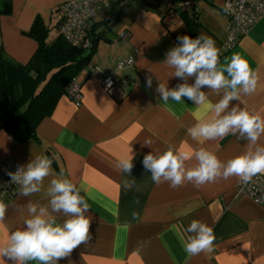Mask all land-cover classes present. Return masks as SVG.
Masks as SVG:
<instances>
[{
    "label": "crops",
    "instance_id": "1",
    "mask_svg": "<svg viewBox=\"0 0 264 264\" xmlns=\"http://www.w3.org/2000/svg\"><path fill=\"white\" fill-rule=\"evenodd\" d=\"M69 1L0 0V45L5 54L26 65L38 48L26 36L34 21L42 20L51 43L59 35V8ZM225 3L200 0L188 11L195 9L197 13L196 36L211 37L219 54L227 39ZM5 6L9 14L3 13ZM120 8L114 25L97 30L101 38L96 52L75 79L82 89L81 105L76 106L67 95L62 97L52 115L38 127V141L16 143L0 130V161H15L21 166L37 154L46 155L52 160L53 175L44 179L43 189L53 178H68L91 195L87 215L92 220V239L59 264H264V208L249 198L238 197L239 177H221L199 187L186 182L172 188L169 182L154 184L151 173L144 169V155L162 153L169 145L177 150L206 148L227 162L243 154L247 141L231 134L211 141L193 140L188 134L194 124L216 118L211 105L222 98L223 90L217 94L202 89L208 104L199 107L187 100L164 103L156 93L157 78L168 80L170 88L183 82L171 77L172 70L163 61L166 52L177 45V36L194 38L178 3L127 0ZM105 18L102 15L99 23ZM125 32L130 38L121 41L119 37ZM236 53L248 61L260 80L256 92L231 104L264 115V19L224 54L221 63ZM136 55L133 69L116 71L117 64ZM96 68L103 76L116 77L111 92L99 79L91 78ZM149 77L151 88L146 86ZM187 83H194V77ZM260 142L264 143V138ZM129 153L134 156V167L126 177L115 162ZM194 164L193 160L189 166ZM125 179L135 180L132 189L124 190ZM43 189L27 197L19 192L8 203L0 220V244L6 242L10 230L21 226L30 201L47 204ZM57 218L62 221L65 217L57 214ZM192 220L204 222L213 230L212 251L196 255L184 251L181 238L187 241L192 235L186 231Z\"/></svg>",
    "mask_w": 264,
    "mask_h": 264
},
{
    "label": "clouds",
    "instance_id": "2",
    "mask_svg": "<svg viewBox=\"0 0 264 264\" xmlns=\"http://www.w3.org/2000/svg\"><path fill=\"white\" fill-rule=\"evenodd\" d=\"M229 8L226 0L224 11ZM177 41V45L166 52L163 63L172 70L171 77L183 82L170 88L168 80L161 82L157 78L155 91L160 101L181 103L187 100L197 107L205 106L208 95L202 89L207 88L217 94L223 90L222 98L211 105L216 118L211 122L194 124L188 129V134L193 140L203 138L205 141L231 134L246 140L247 144L243 154L227 162L219 160L206 148L177 150L169 145L162 153L154 155L151 151L144 155L143 167L151 173L154 184L169 182L172 188L186 182L199 187L217 178L231 176H237L247 184L253 176L264 173V143L260 142L264 138V115L231 102H239L242 96L256 92L260 78L238 53L221 63L219 50L209 36L200 34L193 38L182 35L177 36ZM191 77H194V83L189 84L187 80ZM152 83V78H147L148 88ZM133 160L134 156L129 153L118 159L115 167L129 177L134 167ZM193 160L195 164L189 166ZM51 165L52 160L48 156L37 154L26 165L18 166L15 172H8L10 183L18 185L20 195L25 197L41 192L44 179L53 175ZM134 185V179H125L122 186L127 191ZM43 190L47 204L30 201L26 205L21 226L10 230L6 242L0 244V264H59L74 249L92 239V220L87 215L91 210L89 200L92 197L88 191L68 178H53ZM6 208L7 205L0 202V220ZM57 214L65 218L61 221ZM132 215L134 219L137 216L135 212ZM186 231L192 234L187 241L181 238L186 253L196 255L213 250L215 236L206 223L192 220Z\"/></svg>",
    "mask_w": 264,
    "mask_h": 264
},
{
    "label": "trees",
    "instance_id": "3",
    "mask_svg": "<svg viewBox=\"0 0 264 264\" xmlns=\"http://www.w3.org/2000/svg\"><path fill=\"white\" fill-rule=\"evenodd\" d=\"M119 0L104 16L102 23L92 30V47L88 50L75 48L57 35L48 43L49 30L40 18L32 25L27 37L33 39L38 48L26 64L22 65L5 54L0 45V130L7 133L16 143L38 141L37 129L44 119L51 116L69 86L92 60L102 26L114 25L121 12ZM182 3L186 0H168ZM193 4L200 0H188ZM186 23L196 37L197 13L195 9L183 12Z\"/></svg>",
    "mask_w": 264,
    "mask_h": 264
},
{
    "label": "built area",
    "instance_id": "4",
    "mask_svg": "<svg viewBox=\"0 0 264 264\" xmlns=\"http://www.w3.org/2000/svg\"><path fill=\"white\" fill-rule=\"evenodd\" d=\"M119 0H70L59 8L57 25L59 35L75 48L88 50L92 47V30L104 15ZM167 3L169 1L167 0ZM230 4L228 11H224L228 18L227 39L223 51L219 54V60L224 54L233 50L242 37L248 35L253 28L264 19V0H227ZM192 1H184L178 4L183 11L188 12L192 7ZM129 33H123L119 39L127 41ZM136 56L127 58L116 65L115 69L121 72L125 69H133ZM132 61L129 63V61ZM91 78L100 80L103 88L111 92L117 79L114 75L103 76L99 68L91 73ZM67 96L76 105L83 101L82 89L75 80L69 86ZM20 166L15 161H0V202L8 203L19 193V186L10 183L8 172H15ZM238 197H246L264 208V173L257 174L247 183H242L240 178L236 183Z\"/></svg>",
    "mask_w": 264,
    "mask_h": 264
},
{
    "label": "water",
    "instance_id": "5",
    "mask_svg": "<svg viewBox=\"0 0 264 264\" xmlns=\"http://www.w3.org/2000/svg\"><path fill=\"white\" fill-rule=\"evenodd\" d=\"M4 14H9V11H8V7H4V11H3Z\"/></svg>",
    "mask_w": 264,
    "mask_h": 264
},
{
    "label": "rangeland",
    "instance_id": "6",
    "mask_svg": "<svg viewBox=\"0 0 264 264\" xmlns=\"http://www.w3.org/2000/svg\"><path fill=\"white\" fill-rule=\"evenodd\" d=\"M157 1H160V0H157Z\"/></svg>",
    "mask_w": 264,
    "mask_h": 264
}]
</instances>
